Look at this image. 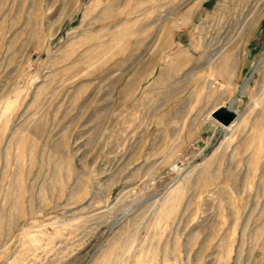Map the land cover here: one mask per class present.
Instances as JSON below:
<instances>
[{
	"label": "rangeland",
	"instance_id": "rangeland-1",
	"mask_svg": "<svg viewBox=\"0 0 264 264\" xmlns=\"http://www.w3.org/2000/svg\"><path fill=\"white\" fill-rule=\"evenodd\" d=\"M0 264H264V0H0Z\"/></svg>",
	"mask_w": 264,
	"mask_h": 264
},
{
	"label": "water",
	"instance_id": "water-1",
	"mask_svg": "<svg viewBox=\"0 0 264 264\" xmlns=\"http://www.w3.org/2000/svg\"><path fill=\"white\" fill-rule=\"evenodd\" d=\"M211 117L222 125H229L235 118L236 113L232 109V105L229 104L227 107L220 106L211 112Z\"/></svg>",
	"mask_w": 264,
	"mask_h": 264
},
{
	"label": "bare ground",
	"instance_id": "bare-ground-1",
	"mask_svg": "<svg viewBox=\"0 0 264 264\" xmlns=\"http://www.w3.org/2000/svg\"><path fill=\"white\" fill-rule=\"evenodd\" d=\"M152 59H153V58H152ZM226 61H227V59L224 60V61L222 62V64H223V63L227 64L228 62L226 63ZM227 65H228V64H227ZM217 108H218V107H217ZM214 110H215V109H214ZM214 110H213V111H214ZM209 115L211 116V112H210ZM233 121H234V120H233ZM221 125H222V124H221ZM222 126H223V128H225L226 130H228V129L231 127V124H229V125H227V126H225V125H222Z\"/></svg>",
	"mask_w": 264,
	"mask_h": 264
}]
</instances>
